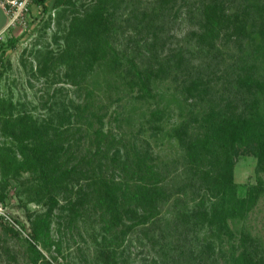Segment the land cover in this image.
<instances>
[{"label":"trees","instance_id":"obj_1","mask_svg":"<svg viewBox=\"0 0 264 264\" xmlns=\"http://www.w3.org/2000/svg\"><path fill=\"white\" fill-rule=\"evenodd\" d=\"M47 1L32 3L41 31L55 26L53 45L26 50L30 75L46 83V114L0 96V203L12 187L30 223L22 237L18 219L21 230L0 219L7 258L50 264L41 250L63 256L89 222L101 264H127L132 237L148 247L141 264H264L242 224L264 193V0ZM18 38L0 41V68ZM123 100L130 111L111 110ZM138 103L148 111L133 130ZM147 130L174 142L178 165L150 149ZM238 153L255 158L253 180H234Z\"/></svg>","mask_w":264,"mask_h":264},{"label":"rangeland","instance_id":"obj_2","mask_svg":"<svg viewBox=\"0 0 264 264\" xmlns=\"http://www.w3.org/2000/svg\"><path fill=\"white\" fill-rule=\"evenodd\" d=\"M52 1L48 0L47 5L51 8ZM53 13V12H52ZM42 20H38L35 25L30 26L29 31L21 34L15 44L14 49H7L6 52V62L0 70L2 74L0 76V96L12 95L14 101L24 103L30 111H32L34 116H43L46 114V109L42 108L41 102L45 98V85L42 79H36L30 75L29 63L32 62L33 66L35 61L33 56L28 54L26 50L31 48H42L44 44L49 43L51 46L52 35L55 30V26L52 24L44 32L41 31ZM188 26V25H187ZM188 27H186V22L184 21L175 29V35L181 36L187 32ZM7 38L4 37V41ZM25 50V51H24ZM3 69V70H2ZM57 86H63V91L69 90L68 96L74 97L72 93L73 87L68 84H58ZM171 84L164 83L162 88H170ZM36 106V108H32ZM129 104L127 102H120L119 104L114 103L111 106V110L117 108L118 111H125L128 109ZM154 107V104L151 106ZM148 111L147 105L136 104V109L132 113V118L130 124H132L133 130L139 125L137 116L139 111ZM127 111H130L129 109ZM137 112V114H136ZM167 115L164 116V127L165 131L168 130L179 117L177 116V109L169 110ZM137 115V116H136ZM104 129L112 128L118 131L117 122L113 121L111 118L104 119ZM165 134V133H164ZM150 143V149L159 156L162 161L166 163L173 164L180 160V153L177 147L174 145L172 140L163 135V132H159L156 135H151L150 131L147 130L144 135ZM1 140V138H0ZM177 160V161H175ZM255 158L249 154L238 153L235 156V167H234V180L238 183H245L254 178V167ZM23 199L18 194L14 193V189L11 187L8 204L6 206V211L15 221V218L21 222L22 237H28L30 231V223L27 216V209L23 206ZM30 212H39L43 210L42 206L30 203L27 205ZM249 229L254 235H257L262 244L264 245V193L259 197L257 204L249 213L246 220L242 223ZM53 228L55 223H52ZM239 226V224L237 225ZM78 230L74 231V238L66 239L63 246V256L55 251L47 252L41 250L50 264H101L98 257L99 254V244L95 240L97 226L92 225L89 222H81L78 226ZM53 236L56 237L55 230H53ZM15 243H12L14 246ZM17 249L21 248L19 243H16ZM125 256L129 255L127 258V264H141L143 258L149 257L148 247H144L139 243L135 237L131 238V243L125 246ZM17 258L15 261H11L7 258L6 254L0 248V264H28L25 258L22 256L21 252L17 253ZM55 257V259L53 258Z\"/></svg>","mask_w":264,"mask_h":264},{"label":"built area","instance_id":"obj_3","mask_svg":"<svg viewBox=\"0 0 264 264\" xmlns=\"http://www.w3.org/2000/svg\"><path fill=\"white\" fill-rule=\"evenodd\" d=\"M32 0H0V7L8 18L7 28H18V35L30 30L39 20L41 7L36 11L31 10ZM0 219L9 225L21 230L20 226L13 220L6 211V206L0 203ZM22 231V230H21Z\"/></svg>","mask_w":264,"mask_h":264},{"label":"crops","instance_id":"obj_4","mask_svg":"<svg viewBox=\"0 0 264 264\" xmlns=\"http://www.w3.org/2000/svg\"><path fill=\"white\" fill-rule=\"evenodd\" d=\"M50 1V0H49ZM47 4V2H46ZM38 6L34 3L31 4V10L36 11ZM8 18L2 8L0 7V41H4V37L8 38L10 36H20L18 35V28H7Z\"/></svg>","mask_w":264,"mask_h":264}]
</instances>
